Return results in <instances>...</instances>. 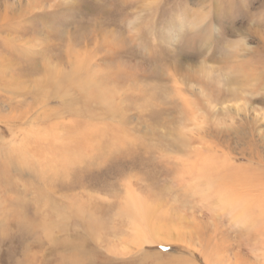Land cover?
<instances>
[{
  "label": "rangeland",
  "instance_id": "374dc122",
  "mask_svg": "<svg viewBox=\"0 0 264 264\" xmlns=\"http://www.w3.org/2000/svg\"><path fill=\"white\" fill-rule=\"evenodd\" d=\"M221 190L258 218L264 0H0V264H264Z\"/></svg>",
  "mask_w": 264,
  "mask_h": 264
},
{
  "label": "bare ground",
  "instance_id": "6f19581e",
  "mask_svg": "<svg viewBox=\"0 0 264 264\" xmlns=\"http://www.w3.org/2000/svg\"><path fill=\"white\" fill-rule=\"evenodd\" d=\"M209 187L210 186H206V188H209ZM206 188L203 189L204 191H206L204 193V198H206L205 197V195L207 193ZM130 193H131V191H130ZM130 193L127 194V197H125L126 199L124 198L125 199V209L124 210L127 213H130L132 217H139L140 214H139V207H138L139 202L137 201L138 198H136L134 196V194L132 195ZM229 197H233V194L229 193V192L226 193L225 190L224 191L221 190V192H219V196L217 198V201H218L217 204L219 206L218 207L219 209L226 211V212H228L229 215H231L230 219L233 223H239L240 221H242L245 225L252 224L253 225L252 227H254L257 219L259 220V216L261 215V217H262V215H264V198H262V200L258 201V203L254 205V207L258 208V211L260 212V215H258L257 216L258 218L256 219L254 212H252V218L247 216L248 215V204L246 201L241 202L242 200L241 201L233 200ZM259 221L261 222L262 220H259ZM263 223H264V220H263ZM263 223H261V224H263ZM257 226H259V225H257ZM247 227H249V226H247ZM217 262H218V260H217ZM211 263L215 264V262H211Z\"/></svg>",
  "mask_w": 264,
  "mask_h": 264
}]
</instances>
